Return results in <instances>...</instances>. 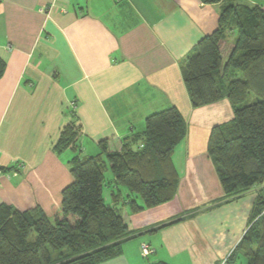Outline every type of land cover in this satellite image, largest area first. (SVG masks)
<instances>
[{"label": "crops", "instance_id": "crops-1", "mask_svg": "<svg viewBox=\"0 0 264 264\" xmlns=\"http://www.w3.org/2000/svg\"><path fill=\"white\" fill-rule=\"evenodd\" d=\"M236 4L264 9V0H0V58L6 62L0 169L7 170L0 175V206L39 207L54 217L73 183L77 155L94 156L104 140L141 134L150 115L176 107L188 125L172 157L177 195L133 212L124 202L134 195L120 188L119 208L133 238L120 257L102 264H222L247 232L264 185L227 201L208 142L234 112L227 99L192 107L182 64L218 29L222 11ZM229 36L234 44L236 31ZM71 123L81 127L78 149L58 153L61 132ZM110 193L109 186L108 203ZM143 244L155 249L147 261Z\"/></svg>", "mask_w": 264, "mask_h": 264}, {"label": "trees", "instance_id": "trees-1", "mask_svg": "<svg viewBox=\"0 0 264 264\" xmlns=\"http://www.w3.org/2000/svg\"><path fill=\"white\" fill-rule=\"evenodd\" d=\"M232 31L237 33L234 44L227 39ZM5 70L0 58V79ZM182 73L192 107L227 99L233 109V120L214 127L208 142L227 201L264 185V9L227 6L218 29L187 56ZM251 92L257 100L248 104ZM187 133V122L176 107L155 113L146 119L143 133L123 141L104 140L97 155H77L71 161L73 183L63 191L62 211L54 217L39 207L19 211L0 206V264H102L120 257L133 236L119 208V189L126 187L134 195L124 202L133 212L173 200L180 176L172 157ZM80 136L81 127L71 123L55 150L78 149ZM109 167L113 179L107 181ZM109 186L112 203L104 196ZM241 256L249 264H264V187L255 198L250 226L226 264Z\"/></svg>", "mask_w": 264, "mask_h": 264}, {"label": "rangeland", "instance_id": "rangeland-1", "mask_svg": "<svg viewBox=\"0 0 264 264\" xmlns=\"http://www.w3.org/2000/svg\"><path fill=\"white\" fill-rule=\"evenodd\" d=\"M229 35H230V33H229ZM229 35H228V36H229ZM227 39H228V38H227ZM229 40H230V36H229ZM231 43H232V42H231ZM231 43H230V44H231ZM256 100H257V97H256L255 93H254V92H251V95H250V97L248 98L247 103H248V104H251V103H254ZM112 179H113V174H112L111 168L109 167V168H108V171L106 172V180L109 181V180H112ZM121 190L123 191L124 194H126V193L128 192L126 187H121ZM55 254H56V253H55ZM228 258H229V257H228ZM228 258H227L222 264H226ZM145 260L147 261V259H145ZM149 260L152 262V259H151V258H150ZM147 264H149V262H148ZM230 264H249V261H248V259H247L246 257L241 256L240 258H238V259L236 260V262H231Z\"/></svg>", "mask_w": 264, "mask_h": 264}, {"label": "built area", "instance_id": "built-area-1", "mask_svg": "<svg viewBox=\"0 0 264 264\" xmlns=\"http://www.w3.org/2000/svg\"><path fill=\"white\" fill-rule=\"evenodd\" d=\"M21 168H23V165L22 164H19L17 165V169L20 170ZM7 171H4L3 169H0V175L6 173ZM155 253V249L150 247L149 245L147 244H143L141 246V254H142V257L147 259L149 258V256L153 255Z\"/></svg>", "mask_w": 264, "mask_h": 264}]
</instances>
